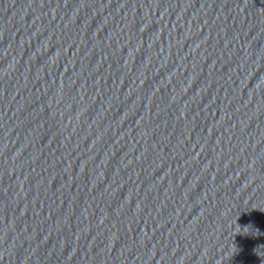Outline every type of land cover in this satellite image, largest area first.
<instances>
[{
	"label": "water",
	"instance_id": "95a60500",
	"mask_svg": "<svg viewBox=\"0 0 264 264\" xmlns=\"http://www.w3.org/2000/svg\"><path fill=\"white\" fill-rule=\"evenodd\" d=\"M0 264H264V0H0Z\"/></svg>",
	"mask_w": 264,
	"mask_h": 264
}]
</instances>
